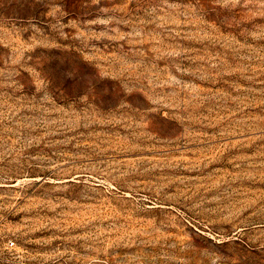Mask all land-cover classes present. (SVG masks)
<instances>
[{
  "label": "rangeland",
  "instance_id": "374dc122",
  "mask_svg": "<svg viewBox=\"0 0 264 264\" xmlns=\"http://www.w3.org/2000/svg\"><path fill=\"white\" fill-rule=\"evenodd\" d=\"M0 264H264V0H0Z\"/></svg>",
  "mask_w": 264,
  "mask_h": 264
}]
</instances>
